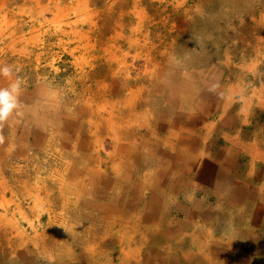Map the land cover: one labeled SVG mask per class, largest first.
Listing matches in <instances>:
<instances>
[{
  "label": "rangeland",
  "instance_id": "374dc122",
  "mask_svg": "<svg viewBox=\"0 0 264 264\" xmlns=\"http://www.w3.org/2000/svg\"><path fill=\"white\" fill-rule=\"evenodd\" d=\"M87 26L92 30L85 33ZM104 46L120 58H114L111 66L106 64ZM5 65L12 66L13 80L17 76L21 80V107L20 114L5 123L0 144V264H88L85 247L92 245L88 236L103 234L105 221L117 219L104 217L96 206L107 203L108 188L120 175L113 162L108 165L115 173L108 169L91 183L82 172L72 175L73 167L80 170L87 165L101 172L105 164L77 160L71 139L87 135L90 142L93 129L99 128L95 137L101 144L93 145L90 155L96 157L104 150L121 161L124 149L121 154L117 151L111 134L119 126L125 132L134 128L120 138L129 149L140 142L137 132L156 128L153 150L163 159L152 158L156 167H162L157 171L152 170L155 165L149 169L138 161L117 164L118 172L120 168L129 172L122 181L139 182L131 199L134 206H120L126 213L121 224L140 218L137 204L147 200L154 183L169 176L166 183L173 181L174 188L160 190L165 195L155 210L168 200L181 202L188 197L190 207L219 215L220 230L212 226V240L232 250L219 257L210 255L211 261L264 264V224L248 229L250 224L234 220L237 214L253 213V203L259 201L258 223L264 222V159H252L247 149L253 146L255 152H264V0H0V67ZM113 72L116 75H110ZM125 81L134 95L136 90L141 92L137 98L141 106L138 100L132 103V114L118 109L119 99L131 92L123 88ZM9 83L0 75V87ZM163 92L166 98L175 94L177 101L185 97L188 103L191 94L196 102L215 98L216 103L196 122L175 125L176 136L183 138L177 152L182 147L189 159L186 171L178 165L174 173L167 169L162 140L175 123L177 107L163 103ZM98 110L99 120L94 117ZM132 115H139L138 121ZM155 117L156 124L151 121ZM109 120L116 128H107ZM83 128H90L91 135ZM86 149L81 148L83 154L89 152ZM201 174L206 180L200 181ZM183 181L187 185H181ZM81 184L84 187L76 191ZM249 190L251 197L246 195ZM234 195L236 204L231 202ZM173 212L179 214V222L189 221L185 233L202 223L194 212ZM244 229L256 237L254 242L238 238L236 232L244 233ZM236 242L241 246H234ZM112 247L108 242L107 247L96 249ZM146 254L144 247L140 258L146 259ZM95 256L99 261L94 264L108 257ZM176 256L183 258L180 253ZM154 262L163 264L159 259Z\"/></svg>",
  "mask_w": 264,
  "mask_h": 264
},
{
  "label": "bare ground",
  "instance_id": "6f19581e",
  "mask_svg": "<svg viewBox=\"0 0 264 264\" xmlns=\"http://www.w3.org/2000/svg\"><path fill=\"white\" fill-rule=\"evenodd\" d=\"M85 18L86 17H84L82 20L84 21ZM88 24H89V22H88ZM92 24L94 25V23H92ZM92 26H87V30L85 29L84 32L85 33L87 31L90 32V30H92ZM71 32H73V31H71ZM83 36H86V35L82 33L80 35V37H83ZM110 38L111 37H108L107 40H109ZM104 52L107 53V58L105 60L107 66H111L110 63H113L114 58H117V60L120 59L117 56H114L113 52L111 53V51H107L106 46H104ZM109 71L112 72L113 70L109 68ZM110 75H116V74H115V72H113ZM115 78L116 77H112V79H115ZM129 85L130 84L127 81H125L123 83V88L125 90H128L129 92L131 91V92H130V95L126 99L123 97L119 99V101H121L122 104L118 109L120 111L129 112V114H132V112H133L132 111V109H133L132 103L136 104L135 101L138 100L137 98H140L139 93L141 94V92L140 91L137 92L138 90H136V94L134 95L133 94L134 90L131 87H129ZM164 96H165V92H163V97ZM93 97H95V96L93 95ZM184 98L182 100H184ZM192 99H193V95L191 94V100ZM204 99H205V97H202V99L199 102L201 103ZM215 103H216L215 98L210 97L207 100H204L202 102L201 108L203 110L211 109V106L214 105ZM245 103H247V101ZM224 104H226V103H224ZM138 106L140 108L141 99L138 100ZM184 106H185V104H183V106L176 111V114L174 115V117L179 118L181 120V114H183V110L185 109V108H183ZM109 114H110V119H111L113 117L112 110L109 112ZM97 115H94V117H98V120H99V117L101 116V113L99 112V110L97 112ZM132 117H135L136 121H138L140 116L139 115H132ZM65 119H66V117H65ZM116 122L120 123L119 119ZM93 125H94V122H93ZM63 128H67V127H63ZM70 128H71V125H69L67 131ZM107 128L111 129V128H116V127L113 126V122L111 120H109L108 124H107ZM117 128H118V131L114 132V130H113V132H111V134L114 136L113 139H114L115 144L113 146L115 148L117 147V151H120V154H121L122 149H124L123 154H121L124 157L119 156V158H121V161H116V159H114V153L105 152L104 150H101L102 148L100 149L101 154H99V152H98L96 157H93V155L92 156L90 155V150H91L90 148L93 145L100 143L99 140L95 137L98 135V132H100L99 128L93 129V133H95V135L91 136L90 142H89L90 138L87 135H83V137H79V135L77 134L76 136L72 137V139H71V141L74 144L73 152H76L77 160L85 158L86 160L94 161V164L98 163L100 165L103 162L106 165L105 166L103 164L105 168H103V170L101 171L102 173L100 172V170L99 171L98 170L97 171L92 170L87 165H84L82 167V169H80V170L76 166V167H73L71 169V173H73L72 175H74V176L79 175V172H82L85 176H87L89 183H91L92 179H94L93 178L94 176H96L95 179L97 180L99 177V174L107 173L108 169H110L111 173H115V171L112 170L113 169L112 165H108V163H110V162L115 163V166L117 167V173H119V175H120L119 180L116 182H113L110 185V187L108 188V194L106 195V197L108 198L107 203L105 204L103 202L102 203L103 206L102 205L96 206V208L99 209V212H101L104 217H105V214H107L110 217H115L117 219L111 220V221H105V219H104V221L107 223H105V225H104L105 227L103 229V234L93 233V235L88 236L90 239H92V245L90 248H89V246L85 247L86 253H87V250H89V254H87V263L88 264H94L93 261H99V257L95 256V253H96V255L98 254V255L108 256L104 260V262H98V263H102V264H156V262H154V261L157 259L161 260L163 262V264H216L213 261H211L210 255L214 254V256L219 257V256H221V254L223 255L226 251L232 252V250H229L227 247H225L220 240H218L217 242H213V240H212V237H213L212 226L214 228H216V226H217L218 229L220 227V225H218L219 220H220L219 215L214 213V212H213V214H210L209 212L201 211V210H199L198 207H196V205H194V207H192V206L190 207L188 205V203H186V201H188V199H189L188 197H186L187 200L185 199V201H181V202H177V201L171 202V200H168L167 204L165 206L162 205L161 208H159L158 210H155L156 205H157V201L163 200V198H164L163 195H165V194H161L160 190H162V189L168 190V189L174 188V182L173 181H168V183H166L169 176L165 177L159 183H154L153 180L151 179V183L148 185V187L151 188L153 186V183H154L155 189L150 193V195L148 196L146 201H143L139 205L137 204V208H138V210H140L139 211L140 212V218H137V219L132 220V221L127 220L129 223L126 225H125V223L121 224V222H125V220H126V218H125L126 213L120 209V206H124V207L134 206V202L131 199L138 192L139 182L138 181L136 182L137 185L134 183H132L130 185L127 182V180L122 181L123 175L126 173H129V172H126L127 169L125 171H122L121 168L118 172L119 166H117V164L123 163L122 166H124L126 163H128V164L130 162L136 163V161H138L139 163H141V166L146 165V166H149V169H150L151 165H155V163H156L155 161L154 162L152 161V158L156 157V158L160 159V157H158L155 154V150H153L154 147L152 145V142L155 140L154 136H156L155 131L153 129L145 128L146 132H144V131L143 132H137V136L140 138V142H138V144L135 148L129 149L126 145H124L123 143L120 142V138L122 136L127 137L130 130H132L134 128H130V129L128 128L127 132H125V131H123V129H121L123 127L119 126ZM86 129L87 130H85V128H83L82 130L88 131L91 135V133H92L91 129L90 128H86ZM141 130H139V131H141ZM168 131H169L168 135L165 136V138L162 140V143L164 144V146H163L164 153L163 154L166 155V160L168 161L167 169L169 170V172L174 173L173 170L178 165L179 167H182L184 169V171H186L188 169V166H189L188 165V163H189L188 155L185 154L184 151L181 150V148H180V150L178 149L179 152H177V149L175 148L176 141L178 142L183 138H179L178 136H176L177 132L174 130L168 129ZM206 131H207V128H206ZM174 136H176V137H174ZM170 137L175 139V141L168 140ZM81 148H87L86 150L89 152H85L83 154V151L81 150ZM137 148L140 150H145L146 154L145 155L140 154L139 152H137V150H136ZM247 149L251 151V153H252L251 158L252 159H257V158L264 159V152H261V151L255 152L254 150L256 148L253 146H250ZM160 160H163V159H160ZM99 165H98V167H99ZM153 169H154V171L162 170V167H159V166L156 167V165H155L154 167H152V170ZM135 171L138 172L139 167L135 168ZM157 174H158V172H157ZM199 179H200V181L202 180V174L199 175ZM203 180H206V179H203ZM0 182H2V181H0ZM178 182H181V180H179ZM214 183H215V185L218 184L216 181H214ZM0 185H1V183H0ZM181 185H187V183L183 181L181 183ZM73 186L67 187V191L71 192L73 189ZM192 186L194 187L195 185H192ZM218 186H219V184H218ZM83 187L84 186L82 184L79 185V187L76 185L75 190L76 191L78 190L80 192ZM233 187H234V185H233ZM3 188H5V186ZM45 189H47V187H45ZM241 189H242V187H241ZM241 189H240V191H241ZM61 191H65V190L61 189ZM237 191H239V190H237ZM46 192H47V190H46ZM250 192H251V190L247 191V194H246L249 197H251V195H252ZM139 195L142 196V191H139ZM240 195H241V193H240ZM246 200H247V198H246ZM257 200H258V198H257ZM65 201H67V199H65ZM236 201H237V199L234 195L233 200L231 202L236 204L235 203ZM67 204L68 203H66V205ZM253 204H254V207H253L254 212L253 213H250V212L247 213L246 212V213H243L242 215L241 214L240 215L234 214L235 215L234 220H236L237 222L244 221L241 223H243L245 225L250 224L248 229L251 227L260 228V226H262L264 224V222L261 225H259V223H258L259 220H261L260 218L262 217V216H259L258 210L256 209V208H259L260 202L256 201V203H253ZM220 205H221V203H220ZM181 206H183L184 209L186 207L187 211H185V212L180 211L179 208ZM173 211H175L177 213L191 214V215H192V212H194L193 216H197V218L199 220H202V223H200V224L197 223V225H195L192 232H190V233L186 232L185 233V232H183V230L190 227L189 221L179 222V217H177V215H179V214H176ZM242 216H243V218H242ZM175 218L178 219V221H175L174 220ZM232 219H233V217H230L229 220H232ZM141 221H144L146 223H144V225H143V224H141L142 223ZM174 222H175V225L170 226ZM117 226H118V228H114ZM122 227L124 228V231L120 232ZM227 227H228V225H227ZM91 229H87V230L84 229V232H88ZM244 230H245L244 233L239 232L237 230L238 232H236V235L238 236V238L239 237H244V238L248 237L249 240L246 242H248V243L254 242L256 237L251 236V233H247L246 229H244ZM117 232H119V234H121V237H119V238L116 237V236H118ZM223 237L225 239H227V236L223 235ZM223 237L221 236L220 238H223ZM85 240L88 242V238ZM171 240H173L174 242L170 243ZM108 242H109V245L110 244L113 245L112 249H109V250L106 249L105 251L96 249V246H98V245L100 247H107ZM132 242L134 243L133 249L130 248V243H132ZM211 244H213V245H211ZM217 246L219 247V249L215 251V249H217L216 248ZM234 246L239 247L241 245L236 242ZM144 247L145 248L147 247L146 256H148V257H146V259H144V258L141 259L143 256L141 258H140V256H141L142 248L144 249ZM108 252L110 254H108ZM129 253H130L131 257L129 256ZM178 253H180L182 255V257H183L182 260L179 257L177 258L176 255ZM237 253H239V252H237ZM242 254H244V252ZM93 255L95 257H93ZM110 256L112 257L113 260H115V262H112L110 260V258H109ZM201 256L205 257V258H201ZM74 264H75V262H74ZM219 264H226V263L221 261Z\"/></svg>",
  "mask_w": 264,
  "mask_h": 264
},
{
  "label": "clouds",
  "instance_id": "9594fccd",
  "mask_svg": "<svg viewBox=\"0 0 264 264\" xmlns=\"http://www.w3.org/2000/svg\"><path fill=\"white\" fill-rule=\"evenodd\" d=\"M19 72V68L15 70ZM13 68L10 65L0 67V75L9 79L10 83L7 87H0V144L4 143L3 127L5 123L13 116L20 114L21 107V80L17 76L15 80L13 77ZM213 89H210L212 91Z\"/></svg>",
  "mask_w": 264,
  "mask_h": 264
},
{
  "label": "crops",
  "instance_id": "0c3cea01",
  "mask_svg": "<svg viewBox=\"0 0 264 264\" xmlns=\"http://www.w3.org/2000/svg\"><path fill=\"white\" fill-rule=\"evenodd\" d=\"M161 96L163 97V94H161ZM165 100H164V102L163 103H169V102H173L174 104H176V107H177V110L179 109V108H181L182 106H183V104H185V106L183 107V108H185L184 110H186V111H184L183 110V114H181V120L179 119V118H176V117H174V125L171 127V128H169V129H171V130H174V131H176L177 133L179 132V131H177L178 130V128H175V125H176V123L177 122H182L183 123V125L184 124H187V123H192V122H196V120H197V118H198V116L200 115V114H203L206 110H203L202 108H201V106H202V104L200 103V102H196V100H192V101H189V103L188 102H184V100H182V99H180L179 101H177V99L175 98V94H173V98H171L170 96H168V98H166L165 96L163 97ZM173 104V105H174ZM192 109H194L193 110V112L192 113H190L189 115H186L187 114V112L189 113L190 112V110H192ZM197 114V115H196ZM184 116H186V118L184 117ZM195 119V120H194ZM170 120V119H169ZM152 123H154V124H156L157 123V121H156V117L155 118H152ZM155 121V122H154ZM150 124V123H149ZM149 124H147V126L149 125ZM147 128H150V129H153V130H156V128H151V126H148ZM208 132H210V130L208 129ZM179 137V136H178ZM165 138V137H164ZM171 138V139H170ZM168 140H170V141H175V139H173L172 137H170ZM179 138H181V137H179ZM179 143H180V145H182L183 144V142H182V139L180 140V141H176V143H175V148L177 149V146L179 145ZM181 149H183L182 147H181ZM159 159V158H158ZM202 178L203 179H205V176L202 174Z\"/></svg>",
  "mask_w": 264,
  "mask_h": 264
}]
</instances>
